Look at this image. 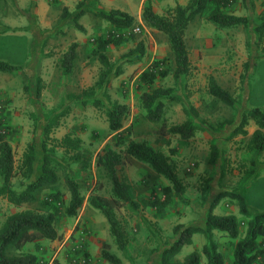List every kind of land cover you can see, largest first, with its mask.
Masks as SVG:
<instances>
[{
  "label": "rangeland",
  "instance_id": "374dc122",
  "mask_svg": "<svg viewBox=\"0 0 264 264\" xmlns=\"http://www.w3.org/2000/svg\"><path fill=\"white\" fill-rule=\"evenodd\" d=\"M262 1L235 0L232 6L225 10L230 14L250 17L249 29L243 27L219 29L205 18H197L185 35L190 57L195 58L196 63L190 74L179 80H175L172 74L175 64L169 48L168 36L164 33L158 34L138 23L136 17L140 0H86L82 7L81 0L44 2V7L49 10L50 25L57 29L56 34L50 38H54V43L61 48L59 51L48 50L47 54L50 77L57 69L60 71L58 80L53 78L52 81H58L62 92L58 114L54 115L56 111L54 110L44 115L46 121L51 122L55 117L58 120V126L51 130L47 140L49 153L55 150L56 159L62 161L65 151L58 145L64 136L71 134L83 140L81 150L92 158V166L85 169L78 163L70 164L71 176L78 183L85 202L77 217H68L64 212L57 217L56 229L60 242L58 246L46 239L38 244L31 243L29 250L34 251L37 247V256L42 264H110L102 257L104 249L118 255L123 264H157L162 249L173 243L176 238L173 233L174 226L184 224L190 203L199 201L201 206H204L201 201V184L198 185L197 177L202 181L208 173H214L216 167L212 166L211 170L208 158L210 144L213 141L216 143V140L219 141L222 154L225 156V163L223 164V161L219 163L221 171L222 166H225L219 184L220 191L243 195L252 216L264 212V152L259 154L247 148L251 136L231 138V133L237 127L238 116L253 107L264 109V60H262L264 58L259 57L253 32ZM20 3L24 7L20 0H0V15L14 17L13 19L16 20L17 15L23 10L20 8ZM150 3L153 8L154 4H157L158 10L155 12L162 16H168L170 11L179 5L178 0H160L158 3L150 1ZM31 7H34L33 3ZM112 9L129 10L135 14L136 24L133 28L124 31L125 42L119 46L110 45L103 50L101 43L109 37L114 28L94 12H109ZM82 11L84 14H81ZM78 25H81L83 30L78 29ZM137 26L141 28L139 33L134 31ZM73 44L77 47L83 46V49L77 52L72 72L65 75L62 53L67 52ZM217 48H220L219 51L232 49L226 55L227 61L231 64L227 73L231 79L230 85L226 88L221 87L238 100L235 108H228L209 94L211 78H214L218 85H220L218 80L223 83L225 79L223 75H219L217 64H214L218 61L216 57L219 56V52L216 53ZM101 55L107 58L108 72L101 62ZM222 59L223 57L220 61ZM158 61L162 62L166 75H159L152 86L145 85L140 79L141 74ZM104 73L108 76L105 77L106 81L103 85L101 79ZM119 74H123L126 78L117 83L115 75ZM131 85L135 100L133 107L130 106L127 118L134 115L133 119L125 120L124 126H129L121 138L118 135L112 136L107 109L118 102L114 99H118L116 95L119 93L121 96L125 92L128 95L132 94L129 93ZM160 87L173 88L182 100L166 102L162 120L152 123L146 118L147 110L143 107L141 96ZM95 100L102 103L99 108L94 106ZM32 117L34 118L32 140L37 137L41 139L42 130L37 123L40 116L37 118V114L34 113ZM2 119L0 118V121ZM187 120L204 126V131L197 133L190 140H183L180 137H171L169 140L166 138L169 135L166 133L169 127ZM130 121L133 122L130 124ZM0 127L7 129L10 135L21 131L3 122L0 123ZM247 130L249 133L253 132L250 126ZM130 141H145L153 147L166 150L168 155H171V151H175V155L171 157L176 162L179 176L189 188V192L187 197L185 195L182 199H176L173 206L164 213L170 233L166 234L159 223L154 222V218L158 216L156 211L142 202L153 195H160L164 180L149 165L125 154V147ZM120 142L123 144L118 146ZM108 147L122 153V175L131 186L136 203L134 206L125 203L117 210V216L132 240L125 252L118 250L110 234L107 220L91 205V199L95 197L112 202V182L104 168L97 164L99 155ZM188 150L195 151L192 157L187 154ZM14 153L18 171L21 154L17 151ZM53 164L57 168L58 182L49 189L38 192L36 202L20 208L16 207L14 211L25 209L43 211L42 201L53 191L63 193L64 211L70 193L64 183L63 170ZM16 178L17 183L20 184L22 176L18 175ZM216 185L213 188L215 192L218 191ZM0 205L1 209H7L9 213L13 212L6 207V202L2 205L0 201ZM218 208L223 215H236L241 222V236L238 239H232L220 232L214 234V240L219 245L225 264H233L236 245L247 231L248 217L239 213L237 202L230 198H223ZM207 210L193 208L197 223H204ZM198 236L201 239L197 244L202 246L203 242L208 243L203 235H196L195 239ZM258 244L260 249H264V237L258 240ZM189 252L191 247H184L176 260L181 261ZM202 264L207 263L204 260ZM258 264H264L263 257L259 259Z\"/></svg>",
  "mask_w": 264,
  "mask_h": 264
},
{
  "label": "trees",
  "instance_id": "16d2710c",
  "mask_svg": "<svg viewBox=\"0 0 264 264\" xmlns=\"http://www.w3.org/2000/svg\"><path fill=\"white\" fill-rule=\"evenodd\" d=\"M235 0H190L186 6L177 5L170 11L168 16H162L155 12L148 0L145 4L142 18L146 26L156 29L168 36L171 52L174 56L175 69L172 74L175 80L187 77L191 70L190 51L186 43L185 35L189 26L197 18H205L207 22L219 29H229L251 27L250 17L239 16L227 13L225 10L230 8ZM253 1V0H250ZM86 0H81L80 6L85 5ZM84 14V11L81 12ZM94 14L113 26V31L107 39L102 41L101 47L105 50L110 45L119 46L125 42L124 31L131 29L136 24L133 15L120 9L107 11H97ZM78 29L83 30L81 25ZM255 45L257 46L259 57L264 58V0L261 3V11L257 24L254 28ZM77 45H71L70 49L64 54L62 67L65 75H69L74 67L77 58ZM101 62L106 66L108 72L107 58L101 55ZM20 68L0 61L1 72H19ZM160 76H165L166 72L162 67V62L154 63L150 69L141 74V81L148 86H152ZM107 73L102 76V84L106 81ZM40 82V80H39ZM104 85V84H103ZM209 94L223 105L235 108L238 100L228 91L223 89L214 78L209 81ZM40 95V88L37 96ZM182 99L175 94L173 88H156L151 92H145L141 96V102L147 110V119L152 123L162 120L166 102H180ZM102 103L95 100L94 106L99 108ZM129 107L125 104L114 103L107 109V118L110 130L119 132L121 138L124 132H120L124 127V121L128 117ZM250 120H253L257 130L252 134L247 148L252 152H264V109L253 107L242 114L240 123L231 133V138L248 136L247 127ZM58 126L55 117L43 129L41 146V174L34 178L35 164L38 159L36 141L33 139L24 154L22 163L17 171L16 159L13 147L7 140L10 135L7 129H0V197L6 198L9 203L20 208L23 205L37 201V193L54 186L58 180L57 168L55 163L63 170V179L70 193V199L63 211L65 203L63 193L53 191L43 201V211L25 209L8 215L0 226V264H42L36 254L26 252V246L39 240L46 239L51 242L59 239L56 229V219L64 212L68 217H77L82 209L85 199L78 183L70 173V164L78 163L83 168L89 169L92 166V158L84 153L82 149L83 140L80 137L68 134L61 139L59 147L65 151L62 161L56 159L55 150L49 153L47 140L50 132ZM9 130V129H8ZM204 131V126L187 120L182 124L169 127L166 131L169 135H177L183 140H190L197 133ZM123 143H118V146ZM175 155V151H171ZM125 154L129 157L149 165L153 171L164 177L168 186L162 188L160 195H153L150 199L143 200V204L156 211V215H162L173 206L176 199H182L187 191V186L179 176L176 162L171 155L161 150H156L145 141H130L125 147ZM220 160L225 163V156L214 141L210 144V155L208 163L216 167ZM97 164L102 166L112 182V204L100 197L91 199V205L100 211L109 224L110 234L115 240V244L120 251H127L131 245V238L117 216V210L123 204L134 206L135 200L132 188L122 175L123 155L121 152L106 148L98 157ZM221 167V166H220ZM222 166V177L224 174ZM214 173H208L201 184V201L205 203L211 190L214 180ZM18 175L22 176L20 189H15L12 180ZM223 198H230L236 201L239 206V213L248 217L247 231L245 236L237 243L234 252L233 264H258L261 257L264 258V249H260L258 240L264 237V212L251 215L248 203L243 195L231 192L220 193L209 206L206 217L205 228L186 227L184 224H177L173 228L176 238L173 243L166 245L160 252L157 264H225L223 254L219 245L214 240L215 232L226 234L232 239L241 236V222L236 215L225 214L217 215L215 209ZM196 234L205 236L208 240L201 251L194 250L177 261V257L182 253L184 247L193 245V237ZM102 257L110 264H123L122 259L104 249Z\"/></svg>",
  "mask_w": 264,
  "mask_h": 264
},
{
  "label": "crops",
  "instance_id": "0c3cea01",
  "mask_svg": "<svg viewBox=\"0 0 264 264\" xmlns=\"http://www.w3.org/2000/svg\"><path fill=\"white\" fill-rule=\"evenodd\" d=\"M21 1L24 7H22L21 3L19 5L20 8L23 9L21 10L23 13L21 12L20 15H17L16 20H14L15 19L14 17L0 15V61L20 68L19 72L0 73V118H3L2 121H0V123L1 122L6 123L8 126H10L13 129L21 130L20 132H15L10 136H8L7 140L13 147L14 152L17 151L21 154L19 158H21V163H22L28 145L32 141V138H34V135L32 136V126L34 125V118L32 117V114L36 113L37 118L40 116L37 123L39 129L42 130V136L40 137L41 139H39V137L35 139L38 159L35 164V174L33 179H36L41 174L40 143L43 137V129L47 124L50 123V121H46L44 115L45 113H49V112L51 113L54 110H56L54 112V115L58 114V112L60 111L59 105L62 102L61 87L59 86L58 81L57 82L55 80L52 81L53 78H56V80H58V75H60V71L57 69L55 73H52V77H50L51 72L48 70L47 67L49 64L47 54L49 52L48 50L59 51L61 50V48H58L59 46L56 45V43H54V38L53 39L50 38L56 34L57 29L54 26L50 25L51 21L49 16V10L48 9L46 10V8L44 7V2L47 0H20V2ZM147 1L148 0H140L137 11L138 15L136 18L139 21L138 22L139 24H143V27L149 28L150 30L160 34L162 32H159L156 29L144 25L142 21V13ZM149 1H151L152 3L154 2L158 3L160 0H149ZM189 1L190 0H178V3L179 5L186 6L189 3ZM32 3L34 4V7H31ZM154 10L155 11L158 10L157 4H154ZM125 12H128L129 14L135 16V14L131 13L127 9ZM82 49L83 46L81 47L79 45L76 48V52L79 53ZM218 49L220 48L216 49V53L219 52V56L216 57L218 61L215 62L214 64H217L216 68L219 70L218 72L219 75H223V78H225L223 80V83L220 80H218V82L220 86L226 88L228 87V85H230L229 81L231 80L230 76L227 74L228 70L231 67V64L227 61L226 55H228L232 49L227 48V49H223V51L222 50L219 51ZM65 53H62V55ZM221 57H223V59L220 61ZM190 58H191V66L193 67L196 61L195 58L193 57ZM220 63L222 64L219 65ZM115 77H116L115 80L118 81L117 83H120L122 80H125L126 78L125 76H123V74L115 75ZM39 88H40V95L37 96ZM129 93L132 94L128 95V93L125 92L122 95L123 98L119 93L118 95H116V98L118 99H114V100L118 101L117 103L127 105L130 109V106L133 107L135 100L133 85L130 86ZM175 94L179 95L178 93ZM133 116L134 115H132L131 118H126L125 120L133 119ZM241 118H242V114L237 117V125L240 123ZM132 122L133 121H130L129 123L131 124ZM128 126L129 125L124 126L120 132H124L125 130H127ZM248 126L252 127L253 129L252 133L248 132L249 133L248 136H252L255 130H257V126L253 120H250ZM3 128L4 127H0V129ZM116 135L120 136L119 132H114L112 136H116ZM171 137L179 138V136L177 135L166 136L168 140ZM216 143L221 149V146L219 145V141L216 140ZM154 148L156 150H161L167 154L166 150L160 147L154 146ZM194 152L195 151L191 152L190 150H188L187 154H189L192 157ZM221 161L222 160H220V162ZM220 166L221 165H217L216 169H214L215 170L213 174L214 180L212 181L211 184V190L209 192L210 194H208L207 196V201L205 203L202 202L204 206H201L199 201H195V202L192 201L190 203V207L189 206L187 207V211H186L187 217L184 219L183 222L186 227L193 226V227L205 228V222H206L209 206L212 203V201H214V199L222 192V190L220 191L219 188L220 180L221 178H223ZM211 170H212V166H211ZM161 178L162 180H164V186H168L169 182L164 177L161 176ZM197 180H199L198 185L202 184L203 180L201 181L200 177H197ZM12 183L15 189L18 190L20 189V184L17 183L16 177L12 180ZM215 184H217L216 186L218 187L217 192H215L213 189ZM224 190L225 189H223V191ZM188 192H189V188H187L185 194L186 197ZM0 201H2V205L4 204V202H6V207L12 209L13 210L12 213L21 211V210L14 211L16 206L9 203L6 198L0 197ZM219 205L215 209L214 213L217 215H223V213H220V211H218ZM194 207L196 208V210L202 208L208 209L206 212L204 223L202 224L197 223L198 221L197 216L193 213ZM12 213L7 212V209H1V205H0V226L3 224L6 217ZM154 222H158L160 228H162L166 234L171 232L170 229L167 227L166 218H164V214L162 216L158 215L156 218H154ZM196 235L201 236V234H196ZM196 235H194L193 237V241H194L193 245L190 246L191 252L194 250L201 251L202 246H204L205 244L204 242L202 246L197 244V241L201 239V237L198 236V238L195 239ZM42 240L37 241L35 244H38ZM52 244L58 246L60 242L56 240L53 241ZM30 245L31 243L26 246L25 251L38 255L37 247L34 249V251L33 250L30 251L29 250Z\"/></svg>",
  "mask_w": 264,
  "mask_h": 264
},
{
  "label": "built area",
  "instance_id": "2783aa9c",
  "mask_svg": "<svg viewBox=\"0 0 264 264\" xmlns=\"http://www.w3.org/2000/svg\"><path fill=\"white\" fill-rule=\"evenodd\" d=\"M134 31L137 32V33H139V32L141 31L140 26L135 27V28H134Z\"/></svg>",
  "mask_w": 264,
  "mask_h": 264
}]
</instances>
